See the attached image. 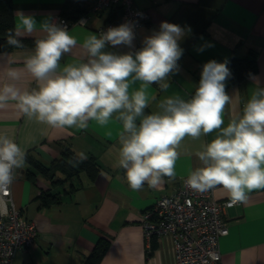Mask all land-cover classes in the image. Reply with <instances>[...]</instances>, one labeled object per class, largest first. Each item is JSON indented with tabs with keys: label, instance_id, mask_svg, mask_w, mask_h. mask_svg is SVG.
<instances>
[{
	"label": "crops",
	"instance_id": "1",
	"mask_svg": "<svg viewBox=\"0 0 264 264\" xmlns=\"http://www.w3.org/2000/svg\"><path fill=\"white\" fill-rule=\"evenodd\" d=\"M66 1L11 0L15 28L21 12L31 15L36 22L34 33L20 37L42 38L40 25L60 15ZM94 1L79 0L87 11ZM134 5L146 10L149 20L134 29L133 47L106 45L104 51L126 54L140 50L143 40L159 31L161 22L183 29L178 41L183 49L177 62L179 69L167 78L166 91L156 84L149 86L146 114L158 111V103L167 96L190 99L199 86L203 65L211 60L222 63L234 56L254 57L257 70L251 76L264 86V0H134ZM112 8L87 12L84 22L71 23L67 30L76 36L78 45L72 53L65 54L61 67L85 58L80 45L87 35L100 36L97 29L108 22ZM34 50L35 46L0 51V88L5 83L15 84L21 91L37 87L24 66ZM9 69L19 73V80L7 77ZM225 85L226 92L233 97L225 109L226 125L231 117L242 113L257 84L248 76L235 84L226 80ZM139 87L140 82H136L129 91ZM122 131V125L115 119L106 127L89 122L83 130L55 129L23 114L15 102L0 108V134L13 139L27 157L25 166L15 174L12 198L38 229L37 245L31 249L18 248L13 264H83L95 243L107 237L109 246L98 264H176L170 236H154L147 246L141 213L161 195L174 191L183 176L203 166L197 153L216 133L198 140L184 139L178 149L174 181L165 178L156 188L145 184L142 190L133 191L124 170L118 167ZM67 147L78 156L92 157L99 167L97 173L93 176L80 170L67 176L61 164L45 174L29 161L32 158L51 166ZM45 195L47 199L56 197L57 202L43 204ZM214 195L218 200L229 199L222 188L215 189ZM224 217L229 232L220 238L222 264H264V189L254 190L248 193L245 202L225 208Z\"/></svg>",
	"mask_w": 264,
	"mask_h": 264
},
{
	"label": "clouds",
	"instance_id": "2",
	"mask_svg": "<svg viewBox=\"0 0 264 264\" xmlns=\"http://www.w3.org/2000/svg\"><path fill=\"white\" fill-rule=\"evenodd\" d=\"M18 18L15 31L8 33V43L14 47H22L18 37L36 31L31 15L21 12ZM40 31L43 37L36 39L34 53L24 62L37 87L21 91L5 83L0 88V108L15 102L23 114L55 129L83 130L89 122L100 127L113 119L120 122L118 167L133 191L145 184L156 188L165 178L174 181L184 139L198 140L214 132L215 137L197 153L203 166L188 173L185 186L198 193L222 188L230 204L243 203L248 193L264 189V86L258 78L250 74L257 87L242 113L226 125L225 109L233 99L225 90V81L232 75L227 61L203 65L199 86L190 99L167 96L158 103V111L146 114L149 86L156 84L166 91L167 78L179 69L183 54L179 25L161 22L159 31L146 37L140 50L126 54L104 49L106 45L132 48L133 22L111 27L99 37L87 35L80 45L85 58L63 67L62 58L78 45L76 36L55 21H45ZM6 75L13 81L20 78L15 69ZM136 82L140 87L130 92ZM84 158L81 154L70 163ZM26 159V152L13 139L0 134V194H8Z\"/></svg>",
	"mask_w": 264,
	"mask_h": 264
},
{
	"label": "built area",
	"instance_id": "3",
	"mask_svg": "<svg viewBox=\"0 0 264 264\" xmlns=\"http://www.w3.org/2000/svg\"><path fill=\"white\" fill-rule=\"evenodd\" d=\"M120 7L122 19L118 24L107 22L97 29L99 35L111 27L133 22L134 29L149 20L144 9L136 8L134 0H95L89 12L99 13L109 7ZM84 14L75 22L82 23ZM55 21L68 28L73 21L55 16ZM183 176L177 188L156 199L141 213V229L147 246L154 236H170L176 264H222L220 238L229 232L224 217L225 208L232 206L229 199L218 200L214 190L194 192L185 186ZM36 223L27 219L12 198V185L7 195L0 194V264H13L15 251L37 245Z\"/></svg>",
	"mask_w": 264,
	"mask_h": 264
},
{
	"label": "trees",
	"instance_id": "4",
	"mask_svg": "<svg viewBox=\"0 0 264 264\" xmlns=\"http://www.w3.org/2000/svg\"><path fill=\"white\" fill-rule=\"evenodd\" d=\"M87 12H89V10L87 11L85 7H82L79 0H67L60 15L70 19L71 21H76L81 14H86ZM121 19L122 11L121 8L117 6L112 8L106 20L108 22L118 24ZM9 31H15L12 3L11 0H0V51L21 48L14 47L8 43ZM18 39L20 40L22 47L35 46V39L21 37H18ZM227 66L232 74L231 77L227 79L229 84L239 83L250 76V74H254L257 70L255 58L249 56H234L227 61ZM79 158L80 156L67 147L64 149L61 156L53 161L51 166H45L41 162L33 160L32 158H29V161L34 165V167L45 174H50L52 168L63 164L62 169L65 171L67 176L73 175L80 170H86L89 174L94 176L99 169L97 162L92 157H89L84 158L82 162L76 163L75 165L70 163V161H78ZM29 177H32V175L29 174ZM43 198V204L46 205L50 202H57V199L54 196L47 199L45 195ZM109 241L108 237L100 238L95 243L93 249L86 257L83 264H98L109 246Z\"/></svg>",
	"mask_w": 264,
	"mask_h": 264
}]
</instances>
